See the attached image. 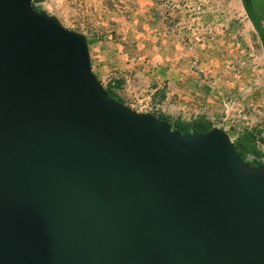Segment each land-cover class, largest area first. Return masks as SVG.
<instances>
[{"label":"water","instance_id":"water-1","mask_svg":"<svg viewBox=\"0 0 264 264\" xmlns=\"http://www.w3.org/2000/svg\"><path fill=\"white\" fill-rule=\"evenodd\" d=\"M32 1L0 0V264H264V166L112 100Z\"/></svg>","mask_w":264,"mask_h":264},{"label":"rangeland","instance_id":"rangeland-1","mask_svg":"<svg viewBox=\"0 0 264 264\" xmlns=\"http://www.w3.org/2000/svg\"><path fill=\"white\" fill-rule=\"evenodd\" d=\"M88 42L93 74L137 113L199 117L264 149V44L244 0H39ZM257 15L264 0H251Z\"/></svg>","mask_w":264,"mask_h":264},{"label":"trees","instance_id":"trees-1","mask_svg":"<svg viewBox=\"0 0 264 264\" xmlns=\"http://www.w3.org/2000/svg\"><path fill=\"white\" fill-rule=\"evenodd\" d=\"M39 0H33L34 2H38ZM245 6L247 9V12L249 14V17L252 21V23L254 24L255 28L257 29V31L259 32L263 44H264V11L262 14L257 15L255 9H253L252 5L250 4V2L248 3L247 1H245ZM108 96L112 99L117 101L118 103L123 104V102H121L120 100L116 99L112 93L111 90L105 89ZM164 122H167V120H164L162 118H158ZM171 128L173 130H178L180 133L184 134V135H195V134H201L204 132L209 131L213 126L208 122L205 121L203 118L199 117L189 123L186 122H181V121H176L174 124L169 123ZM253 141L252 136L250 137L248 136H243L238 144L233 142V145L235 147V150L237 152V154L240 156V158L245 162V155L251 153L252 155H258V152L256 151V149H254V147H252L251 142ZM252 167L255 166H260L259 164L256 163H247Z\"/></svg>","mask_w":264,"mask_h":264},{"label":"built area","instance_id":"built-area-1","mask_svg":"<svg viewBox=\"0 0 264 264\" xmlns=\"http://www.w3.org/2000/svg\"><path fill=\"white\" fill-rule=\"evenodd\" d=\"M256 164L263 165L264 166V149L262 150V153L259 156L252 157V159Z\"/></svg>","mask_w":264,"mask_h":264},{"label":"flooded vegetation","instance_id":"flooded-vegetation-1","mask_svg":"<svg viewBox=\"0 0 264 264\" xmlns=\"http://www.w3.org/2000/svg\"><path fill=\"white\" fill-rule=\"evenodd\" d=\"M244 1H247L248 3H249V2L251 3V0H244Z\"/></svg>","mask_w":264,"mask_h":264}]
</instances>
